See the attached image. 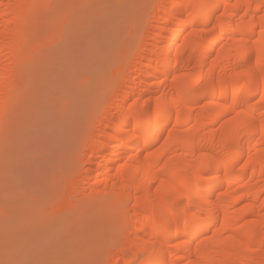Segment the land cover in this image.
<instances>
[{
    "label": "bare ground",
    "instance_id": "1",
    "mask_svg": "<svg viewBox=\"0 0 264 264\" xmlns=\"http://www.w3.org/2000/svg\"><path fill=\"white\" fill-rule=\"evenodd\" d=\"M48 1L0 0V128ZM152 18L38 215L73 227L132 198L149 240L123 264H264V0H157Z\"/></svg>",
    "mask_w": 264,
    "mask_h": 264
},
{
    "label": "rangeland",
    "instance_id": "2",
    "mask_svg": "<svg viewBox=\"0 0 264 264\" xmlns=\"http://www.w3.org/2000/svg\"><path fill=\"white\" fill-rule=\"evenodd\" d=\"M145 1L49 0L32 20V52L0 128V264H123L149 240L132 198L110 200L73 227L38 215L61 198L54 193L90 138L99 92L130 66L132 26L143 19L140 37L157 7Z\"/></svg>",
    "mask_w": 264,
    "mask_h": 264
}]
</instances>
